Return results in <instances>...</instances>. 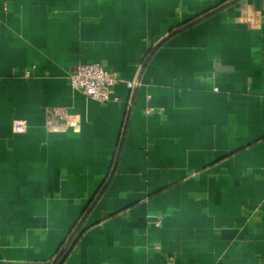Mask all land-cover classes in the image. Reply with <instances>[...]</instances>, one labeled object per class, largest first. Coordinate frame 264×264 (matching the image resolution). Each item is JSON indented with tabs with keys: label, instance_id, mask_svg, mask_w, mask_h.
<instances>
[{
	"label": "crops",
	"instance_id": "0c3cea01",
	"mask_svg": "<svg viewBox=\"0 0 264 264\" xmlns=\"http://www.w3.org/2000/svg\"><path fill=\"white\" fill-rule=\"evenodd\" d=\"M0 264H264V0H0Z\"/></svg>",
	"mask_w": 264,
	"mask_h": 264
},
{
	"label": "built area",
	"instance_id": "2783aa9c",
	"mask_svg": "<svg viewBox=\"0 0 264 264\" xmlns=\"http://www.w3.org/2000/svg\"><path fill=\"white\" fill-rule=\"evenodd\" d=\"M25 76L30 77V72L27 71ZM123 82L124 80L117 72L111 71L98 63L82 65L70 76V85L74 90L102 104L119 101L115 95V88ZM126 86L134 91L138 83L126 82ZM147 113L150 114L152 111L149 110ZM53 115L59 119L67 120L71 125L76 124L75 116L69 114L67 110L56 109L53 111ZM24 129L25 127L22 124L14 126L15 132H23ZM157 225H160V221L157 222Z\"/></svg>",
	"mask_w": 264,
	"mask_h": 264
}]
</instances>
